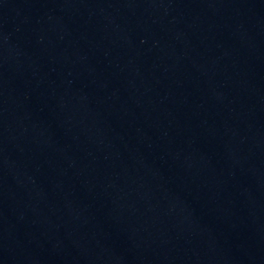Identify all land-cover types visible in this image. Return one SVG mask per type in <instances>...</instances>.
<instances>
[{"label": "water", "instance_id": "obj_1", "mask_svg": "<svg viewBox=\"0 0 264 264\" xmlns=\"http://www.w3.org/2000/svg\"><path fill=\"white\" fill-rule=\"evenodd\" d=\"M0 264H264V0H0Z\"/></svg>", "mask_w": 264, "mask_h": 264}]
</instances>
